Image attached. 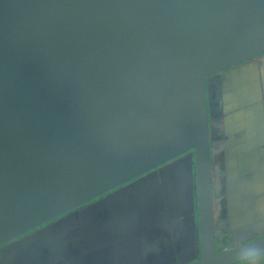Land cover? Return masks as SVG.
<instances>
[{
    "label": "water",
    "instance_id": "water-1",
    "mask_svg": "<svg viewBox=\"0 0 264 264\" xmlns=\"http://www.w3.org/2000/svg\"><path fill=\"white\" fill-rule=\"evenodd\" d=\"M262 57L264 0H0V249L190 155L183 264L264 255L218 251L211 168V79Z\"/></svg>",
    "mask_w": 264,
    "mask_h": 264
},
{
    "label": "crops",
    "instance_id": "crops-1",
    "mask_svg": "<svg viewBox=\"0 0 264 264\" xmlns=\"http://www.w3.org/2000/svg\"><path fill=\"white\" fill-rule=\"evenodd\" d=\"M222 77L211 168L216 233L229 246L264 235V57ZM193 169L182 156L7 244L0 264H183L198 248Z\"/></svg>",
    "mask_w": 264,
    "mask_h": 264
},
{
    "label": "flooded vegetation",
    "instance_id": "flooded-vegetation-1",
    "mask_svg": "<svg viewBox=\"0 0 264 264\" xmlns=\"http://www.w3.org/2000/svg\"><path fill=\"white\" fill-rule=\"evenodd\" d=\"M253 61H251V62H249V63H247V64H250V63H252ZM244 65H246V64H244ZM241 66H243V65H241ZM241 66H239V67H241ZM239 67H236V68H239ZM235 69V68H234ZM225 72H223V73H220V74H218L216 77H214V78H212L211 80H212V83L213 84H216L217 83V77H220V79H222L223 77V74H224ZM213 89H215V87L213 88ZM213 95H215V90L213 91V93H212ZM214 97V96H213ZM215 101L217 102V99H215ZM216 102L214 103V105H213V113L214 112H216ZM211 125H212V121H211ZM101 198V197H100ZM100 198H97L96 200H94V202L95 201H97V200H99ZM217 240H220L221 241V243L220 244H222V245H224L223 247H221V246H217L218 247V251L219 250H221V249H223V248H226V246H227V242L225 241V240H221V238L219 239V237H217ZM226 245V246H225ZM228 247V246H227Z\"/></svg>",
    "mask_w": 264,
    "mask_h": 264
},
{
    "label": "rangeland",
    "instance_id": "rangeland-1",
    "mask_svg": "<svg viewBox=\"0 0 264 264\" xmlns=\"http://www.w3.org/2000/svg\"><path fill=\"white\" fill-rule=\"evenodd\" d=\"M257 238H259V237H257ZM253 239H256V238H253ZM253 239H251V240H253ZM248 241H250V240H248ZM239 264H264V255H262L260 257L253 258V259L248 260L246 262L239 263Z\"/></svg>",
    "mask_w": 264,
    "mask_h": 264
}]
</instances>
